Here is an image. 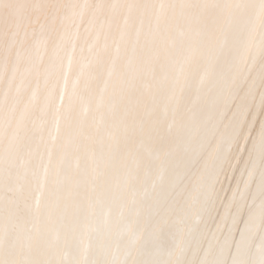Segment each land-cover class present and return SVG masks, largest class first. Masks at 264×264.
<instances>
[{"label": "snow or ice", "instance_id": "obj_1", "mask_svg": "<svg viewBox=\"0 0 264 264\" xmlns=\"http://www.w3.org/2000/svg\"><path fill=\"white\" fill-rule=\"evenodd\" d=\"M0 264H264V0H0Z\"/></svg>", "mask_w": 264, "mask_h": 264}]
</instances>
